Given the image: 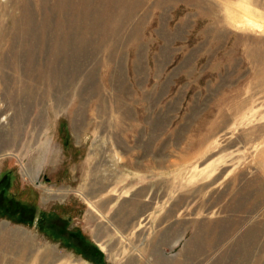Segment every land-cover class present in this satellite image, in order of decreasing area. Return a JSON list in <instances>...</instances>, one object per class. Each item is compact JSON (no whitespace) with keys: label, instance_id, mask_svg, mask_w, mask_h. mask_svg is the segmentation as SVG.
I'll return each instance as SVG.
<instances>
[{"label":"rangeland","instance_id":"1","mask_svg":"<svg viewBox=\"0 0 264 264\" xmlns=\"http://www.w3.org/2000/svg\"><path fill=\"white\" fill-rule=\"evenodd\" d=\"M6 173L0 264H264V0H0Z\"/></svg>","mask_w":264,"mask_h":264},{"label":"trees","instance_id":"2","mask_svg":"<svg viewBox=\"0 0 264 264\" xmlns=\"http://www.w3.org/2000/svg\"><path fill=\"white\" fill-rule=\"evenodd\" d=\"M5 179H9V177H8V175H7V173L6 174H4L3 176H2V178L0 179V185H2V184H4V180ZM6 185L8 186V188H7V186H6V190H8L9 188H10V186H11V182H10V179H9V181L6 183ZM3 193H4V191H3ZM1 194V193H0ZM4 195V194H3ZM9 200H12V201H15L13 198H9ZM21 204H22V207H21V209L19 210V211H17V212H15L16 214H15V216H18L19 218L18 219H23L24 218V213H26V212H31V213H34L35 211H36V208H35V206L34 205H29V204H24V203H22V202H20ZM24 206V207H23ZM26 211V212H24V211ZM2 214H4V216H5V213H4V211H2ZM42 214H44V213H42ZM14 214H12L11 216H10V218L13 216ZM3 216V215H2Z\"/></svg>","mask_w":264,"mask_h":264}]
</instances>
